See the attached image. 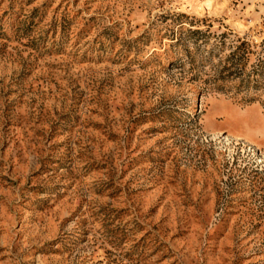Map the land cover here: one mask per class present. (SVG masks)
<instances>
[{
  "label": "rangeland",
  "instance_id": "rangeland-1",
  "mask_svg": "<svg viewBox=\"0 0 264 264\" xmlns=\"http://www.w3.org/2000/svg\"><path fill=\"white\" fill-rule=\"evenodd\" d=\"M0 264H264V0H0Z\"/></svg>",
  "mask_w": 264,
  "mask_h": 264
}]
</instances>
